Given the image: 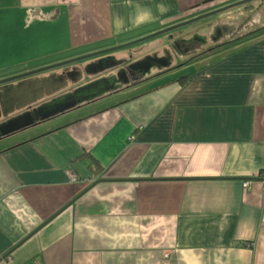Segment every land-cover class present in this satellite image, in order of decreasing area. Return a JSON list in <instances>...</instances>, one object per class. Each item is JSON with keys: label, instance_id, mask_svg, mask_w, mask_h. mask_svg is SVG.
<instances>
[{"label": "crops", "instance_id": "1", "mask_svg": "<svg viewBox=\"0 0 264 264\" xmlns=\"http://www.w3.org/2000/svg\"><path fill=\"white\" fill-rule=\"evenodd\" d=\"M205 1L0 0V80L65 61L0 98V264H264V0Z\"/></svg>", "mask_w": 264, "mask_h": 264}, {"label": "rangeland", "instance_id": "2", "mask_svg": "<svg viewBox=\"0 0 264 264\" xmlns=\"http://www.w3.org/2000/svg\"><path fill=\"white\" fill-rule=\"evenodd\" d=\"M221 12H223V11H221ZM224 15L225 14H223L221 16L224 18L225 17ZM120 52H122V51H120V49H113V50L104 52L103 54L100 53V54H97V55H94V56H91V57H86V58H83V59H79L75 63L76 64H83L85 62H89V61L92 60L91 61L92 63L98 64L100 66V68L102 70H104V72H106V73H108V70H110L112 73H116L117 72L118 75L123 72L126 75L129 74V76H130L131 73H127L126 72L127 71V67H129V65L124 67V59H126L127 55H126V53H120ZM128 57L129 56H127V59H129ZM111 62H113V63H111ZM144 63H146L145 59L140 58V57H135V60L131 63V66H133V68L135 70H137V67L143 66ZM71 64H74V63H71ZM47 70H51V69H46V70H43V71L48 72ZM103 77H106V76H103ZM33 78H36V77H33ZM94 78H96V79H95V81H93L92 84H97L100 80H102V78H100L99 76H96ZM12 82L9 81L7 83L5 81V82L0 83V98L1 97H5V96H9L11 94V91L12 92L14 91L13 89L15 88L14 87L15 85L9 84V83H12Z\"/></svg>", "mask_w": 264, "mask_h": 264}, {"label": "water", "instance_id": "3", "mask_svg": "<svg viewBox=\"0 0 264 264\" xmlns=\"http://www.w3.org/2000/svg\"><path fill=\"white\" fill-rule=\"evenodd\" d=\"M206 1H211V0H206ZM206 1H205V2H206ZM215 11H219V10H215ZM215 11H212V12L210 11V12H207V13L201 14V15H199V16H197V17H194V18H191V19H189V20H187V21H185V22H183V23H188V22L194 21V20H196V19L202 18V17H204V16H208V15H210V14H213ZM178 25H181V24H178ZM172 27L174 28V26H172ZM137 41H139V40H137ZM132 43H133V42H132ZM109 49H111V48H109ZM104 51H106V50H100V51H96V52L88 53V54H85V55L79 56V57H77V58H73V59H74L73 61H76V60H79V59H83V58H86V57H91V56H93V55L100 54V53H102V52H104ZM63 63H65V61H63V62H59V63H56V64H52V65H48V66H45V67H42V68H39V69L31 70V71H28V72H24V73H21V74L19 73L18 75L11 76V77H8V78H5V79L0 80V83L5 82V81L8 82V80H12V79H15V78H19V77L27 76V75H30L31 73L33 74V73H36V72H39V71H43V70H46V69H50V68H53V67L59 66V65H61V64H63Z\"/></svg>", "mask_w": 264, "mask_h": 264}, {"label": "built area", "instance_id": "4", "mask_svg": "<svg viewBox=\"0 0 264 264\" xmlns=\"http://www.w3.org/2000/svg\"><path fill=\"white\" fill-rule=\"evenodd\" d=\"M70 179H71V180H75V177H74V176H72ZM243 184H244V187H245V188H246V187H247V185H248V184H247V181H244V182H243Z\"/></svg>", "mask_w": 264, "mask_h": 264}]
</instances>
